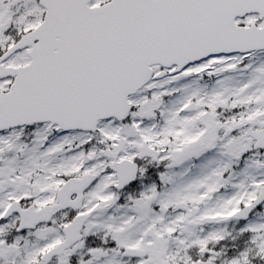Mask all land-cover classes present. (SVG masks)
I'll return each instance as SVG.
<instances>
[{"label": "snow or ice", "instance_id": "obj_1", "mask_svg": "<svg viewBox=\"0 0 264 264\" xmlns=\"http://www.w3.org/2000/svg\"><path fill=\"white\" fill-rule=\"evenodd\" d=\"M0 264H264V0H0Z\"/></svg>", "mask_w": 264, "mask_h": 264}]
</instances>
